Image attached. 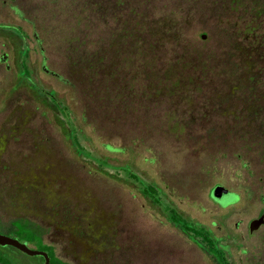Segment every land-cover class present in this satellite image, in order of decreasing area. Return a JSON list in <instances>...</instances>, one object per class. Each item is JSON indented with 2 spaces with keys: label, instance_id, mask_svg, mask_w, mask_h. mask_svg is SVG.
<instances>
[{
  "label": "rangeland",
  "instance_id": "374dc122",
  "mask_svg": "<svg viewBox=\"0 0 264 264\" xmlns=\"http://www.w3.org/2000/svg\"><path fill=\"white\" fill-rule=\"evenodd\" d=\"M192 53L209 58L214 84L169 86L173 101L166 87L144 92L139 58L160 73ZM255 61L264 67V0H0V234L44 251L39 236L66 264H218L168 207L230 264H264V223L248 231L264 214ZM193 63L170 66L171 79L198 78ZM215 184L237 195L215 199Z\"/></svg>",
  "mask_w": 264,
  "mask_h": 264
},
{
  "label": "trees",
  "instance_id": "16d2710c",
  "mask_svg": "<svg viewBox=\"0 0 264 264\" xmlns=\"http://www.w3.org/2000/svg\"><path fill=\"white\" fill-rule=\"evenodd\" d=\"M175 37V36H174ZM159 37H154L153 42L151 43V47L154 48L156 45V39ZM204 42V41H203ZM140 42H137V45H139ZM138 48H140V46H138ZM175 62V63H172ZM196 63V67L197 68H201V72L198 73L199 76L198 78H194L191 76L188 77H182L180 78L179 76H181L180 74H176L174 78L171 79V74L172 73H168L170 72V66H173V64H177L178 66H182L183 68H188L189 66L194 65V63ZM169 67H167V69H165L164 71L157 73L154 71H148L146 72V67H147V63L146 61H142L140 60V58L138 59V64H137V74L141 75L140 78H147L149 79V82L146 83L145 87H142L144 92L146 93H151V92H160L161 89L163 87L167 88V95L166 98L170 101H173V93L172 90L169 86H171L173 89H176L177 92H181V88L185 87L186 90L190 87H192L193 85H197L198 87L201 85H212L214 84L215 80H208L207 77V71H208V65H210V61L209 58L206 56H202L201 54H197L196 56L192 54H189L188 59L186 58V55H180V57H176L174 60H172V58L170 57L168 59V63ZM151 65V63L149 64ZM251 72L252 76H250V81L254 84L258 83V86H260L262 83H264V70L262 72L261 69L264 68L263 66H261L260 68L258 67L259 65L257 64V62L255 61V63H251ZM254 67V68H253ZM196 68V69H197ZM234 68V67H233ZM167 70V71H166ZM151 74V78L148 76ZM261 76V79L256 78L257 76ZM154 76V77H153ZM164 76V80L161 79ZM183 76V75H182ZM169 78H170V82H169ZM146 79H143L142 81H145ZM170 83V85H169ZM160 87V88H159ZM152 96V95H151ZM203 97V96H202ZM219 99L222 101H226L227 100V96L226 95H221L218 96ZM207 98V97H206ZM206 100V99H205ZM56 103V102H55ZM218 102H216L215 104H217ZM204 104V103H203ZM214 104V103H212ZM56 105L58 106L59 104L56 103ZM202 106V105H201ZM202 119V117H201ZM204 120V119H203ZM199 126L197 129H200L202 131V120L199 121ZM189 123L186 122H180L177 121V123H174V128L175 129H180V130H185L186 129V125ZM195 129V128H194ZM208 132V131H207ZM72 141L74 143L75 139L74 137H72ZM129 176L134 177V175H132L131 173H129ZM135 178V177H134ZM142 191L143 193L148 196L152 201L157 202V196H156V190L152 185L149 184H143L142 185ZM232 195V197H234V195H237V193L232 192L230 193ZM165 210L168 213V218L178 224V226L191 233L193 237L197 238L198 241L203 244V246L205 247L206 251L208 252V254L218 263V264H230L226 255H225V251L224 249L219 245L218 240L215 239L214 237L211 236V234L209 233V231L203 227V226H196L192 223H189L187 220H185L183 217H181L179 214H177L173 209L165 207ZM25 222V221H23ZM20 222L21 227L22 228H29L30 226V222ZM34 226V225H32ZM34 228V227H33ZM31 231L34 233V230L31 229ZM36 234V232H35ZM37 235V234H36ZM38 236V235H37ZM39 245L41 246V248L47 253L48 257H49V262L50 264H64L62 262H60V260L53 254L50 246L44 244L41 239L39 238ZM40 257V256H39ZM41 258V257H40ZM42 259V258H41ZM53 261V262H52ZM0 264H11L6 256V254L0 249Z\"/></svg>",
  "mask_w": 264,
  "mask_h": 264
},
{
  "label": "water",
  "instance_id": "95a60500",
  "mask_svg": "<svg viewBox=\"0 0 264 264\" xmlns=\"http://www.w3.org/2000/svg\"><path fill=\"white\" fill-rule=\"evenodd\" d=\"M210 191L212 197L215 199L220 198L222 195L231 193V191H228L225 187H223L220 184H215L213 187H211ZM263 223H264V214L262 213L248 222V231L251 232L252 230H255L259 225ZM4 245H8L13 248H16L17 250L27 255H38L42 258L43 264H50L49 257L45 251L32 249L13 237L0 234V246H4Z\"/></svg>",
  "mask_w": 264,
  "mask_h": 264
},
{
  "label": "flooded vegetation",
  "instance_id": "af4514ba",
  "mask_svg": "<svg viewBox=\"0 0 264 264\" xmlns=\"http://www.w3.org/2000/svg\"><path fill=\"white\" fill-rule=\"evenodd\" d=\"M23 220H28V218H27V217H24ZM33 225H34V224H33ZM59 260H60V262L66 264V263H65L64 261H62L61 259H59ZM42 262H43V261H42Z\"/></svg>",
  "mask_w": 264,
  "mask_h": 264
}]
</instances>
